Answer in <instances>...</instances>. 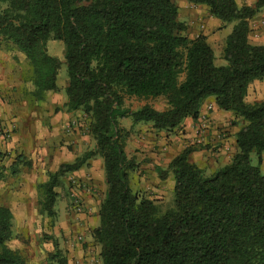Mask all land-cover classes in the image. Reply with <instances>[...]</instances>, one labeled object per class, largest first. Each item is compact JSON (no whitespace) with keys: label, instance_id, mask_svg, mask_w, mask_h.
<instances>
[{"label":"trees","instance_id":"16d2710c","mask_svg":"<svg viewBox=\"0 0 264 264\" xmlns=\"http://www.w3.org/2000/svg\"><path fill=\"white\" fill-rule=\"evenodd\" d=\"M232 25L216 65L207 39L187 36L175 0H0V38L28 62L25 93L43 101L59 91L62 63L48 53L62 43L67 75L64 107L89 117V133L103 160L105 194L92 237L101 264H264V100L247 103L248 88L264 80V44L249 43L250 20L264 0H186ZM163 98L166 109L137 110L125 98ZM215 99L245 125L236 134L230 162L206 176L183 149L159 169L173 179V200L161 210L129 186L135 162L125 152L129 132L120 120L170 132L185 118H198L202 103ZM85 153L51 174L41 186L42 211L52 214L59 178L79 170ZM251 155L256 164L251 163ZM12 214L0 206V264H26L12 238Z\"/></svg>","mask_w":264,"mask_h":264},{"label":"rangeland","instance_id":"374dc122","mask_svg":"<svg viewBox=\"0 0 264 264\" xmlns=\"http://www.w3.org/2000/svg\"><path fill=\"white\" fill-rule=\"evenodd\" d=\"M175 1L179 8L178 19L188 24V38L205 36L214 51L215 64L225 65L220 54L225 35L231 32L232 25L223 28L221 25L212 29L210 35H204L205 22L195 21L192 17L197 6L186 0ZM261 28H264V19H255L251 23V38L248 39L251 43L260 34ZM62 46V43L50 42L47 47L48 53L62 63L57 79L59 91L37 102L24 90L25 81L31 73L28 62L11 44L0 38V91L3 92L0 105L20 115L19 118L12 116L8 126L0 131L2 142L7 145L2 148L0 142V205L7 207L13 217V234L8 246L17 249L26 264H101L100 245L93 239L92 232L98 226V211L106 189L103 160L96 153L95 141L89 133V117L80 110L68 111L64 107L67 75ZM245 100L247 103L264 100V80L252 86ZM162 101L161 98L140 100L132 97L125 98L124 106L134 111L144 102L156 105L159 110L164 108ZM149 128L145 126L146 130ZM138 151L131 147L126 149L127 157L135 162L134 169L129 173L130 189L154 200L164 210L173 200L170 178L160 181L159 169L165 170V165L156 164L149 158V152L147 156H142ZM88 152L95 154L89 160H102L100 179L89 173L88 162L77 171L65 173L54 189L53 213L49 215L42 211L44 196L41 186L60 166L71 164ZM251 163L256 164L254 155H251ZM198 165L206 176L215 172L208 162ZM87 194L94 200L93 208L85 204L84 195ZM78 195L84 206L81 213L74 207V199ZM87 216L95 218L90 227L84 224ZM86 251H90L89 256L85 255Z\"/></svg>","mask_w":264,"mask_h":264},{"label":"crops","instance_id":"0c3cea01","mask_svg":"<svg viewBox=\"0 0 264 264\" xmlns=\"http://www.w3.org/2000/svg\"><path fill=\"white\" fill-rule=\"evenodd\" d=\"M235 1L238 6H250L256 0ZM192 15L195 21L201 20L205 22L206 31L204 32V35H210L212 29L218 28L222 25L219 20L208 14V9L205 6H197L196 12H193ZM255 19H264V11L250 21V27ZM258 27H260V25ZM259 32L260 34L254 39V43L249 41L250 44H264V28H261ZM250 38L251 37L249 36V40ZM256 83L257 81H254L250 84L246 98L250 95L252 86ZM2 93L3 92L0 91V96ZM162 103L164 106L162 109L158 110L156 105L153 107L158 111H163L166 109V102L164 99ZM143 105H145L144 102H141L140 106ZM14 115H17V118L20 117L17 112L7 111L3 105H0V131L2 127L8 126ZM128 119L130 118L120 120V126L130 133L126 139L125 152L128 147H131V149H138V153L142 156H147V152H149V158L153 159L156 164L162 163L165 165L164 167L167 168L171 159L186 147H192L194 148V151L190 154L189 161L196 164L198 167L199 163L208 162L212 171H216L230 162L236 152V134L240 128L245 125L242 120L236 119L232 112L219 110L213 97L207 98L202 103L197 119L193 120L192 118H185L178 128L170 132L156 131L150 126V124L138 123L133 125ZM145 126L150 127L149 130H146ZM0 142L2 148L7 146L2 142L1 137ZM9 147L10 146L8 145L7 150L10 149ZM88 165L89 173L96 176L97 179H100L99 172L100 166H102V160L99 158L89 160ZM14 166L15 164L12 165V167ZM260 169L261 172L264 173V153L262 154ZM168 177L170 178V184L173 188L171 174H169L166 179H168ZM165 180H162V182ZM100 188L101 190L103 189L102 187ZM84 201L87 207H94V200L90 195H84ZM94 223L95 218L87 216L84 224L85 226L90 227V225ZM79 249L80 248H78V250ZM79 254L82 255L80 250ZM89 254L90 251H86L85 255L89 256Z\"/></svg>","mask_w":264,"mask_h":264},{"label":"built area","instance_id":"2783aa9c","mask_svg":"<svg viewBox=\"0 0 264 264\" xmlns=\"http://www.w3.org/2000/svg\"><path fill=\"white\" fill-rule=\"evenodd\" d=\"M72 124L74 125V122H72ZM74 207H75L76 211L79 212V213L84 211V206H83V202H82V199H81L80 195L75 196Z\"/></svg>","mask_w":264,"mask_h":264}]
</instances>
